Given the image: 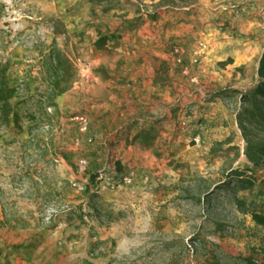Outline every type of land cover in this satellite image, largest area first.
Returning <instances> with one entry per match:
<instances>
[{
	"label": "crops",
	"instance_id": "obj_1",
	"mask_svg": "<svg viewBox=\"0 0 264 264\" xmlns=\"http://www.w3.org/2000/svg\"><path fill=\"white\" fill-rule=\"evenodd\" d=\"M198 2L199 5L186 3L164 10L153 18L148 10L153 9L154 4L145 7L140 0L39 1L45 12L52 18H59L60 25L66 29V32L57 33V39L63 38L59 45L64 53L74 62L87 60L92 66L90 83L81 74L79 67L82 63L76 62L78 74L68 89L56 98V118L51 115L53 121L59 116L65 118L69 124L63 130L70 134L72 126L78 125L70 115L78 111L90 113L92 122L88 133H78L79 142L85 143L87 153L90 152L89 172L104 169L108 174L118 170V165L122 167L120 173L135 168V184L140 185L149 179L146 173L151 171L154 174L157 167L154 149L165 153L171 147L177 150L187 143L195 147L190 163L198 164L210 158L206 164L221 168L218 179L210 182L212 184L224 177V171L232 166L244 168L249 165L244 158L245 146L241 148L239 158L231 162L229 160L235 154L226 149L229 143H224L219 152L212 150L217 140H223L232 131L238 135L234 134L231 143H239L237 139H240L241 132L236 111L232 108L235 97L228 98L216 92L228 86L247 87L254 82L264 49V0ZM101 32L115 33L108 40L112 52L97 45ZM177 45L182 46V53L175 50ZM24 53L12 55L13 59L28 62L22 63L21 72L15 75H24L28 92L35 93L36 84L43 82L41 64L35 65L42 53L36 58L25 57ZM180 55L182 61H179ZM100 66L101 70L98 69ZM37 67L40 71L36 70ZM18 100L15 98L12 124L18 109H24L25 103ZM185 117L188 122L183 125ZM143 127L158 132L154 147H146L134 140ZM198 131L203 133L200 141L194 138ZM90 134L93 141L88 140ZM200 144L205 146H198ZM62 152V156L57 154L61 159H70V151ZM46 156L55 159L53 152ZM240 158L246 160L245 163H241ZM258 172L264 178V167ZM71 173L76 176V166ZM106 184H109L107 178L100 189L104 198L125 196L121 193L115 195ZM246 193L247 189L239 191L248 200ZM62 194L69 202L83 201L80 212L84 210L88 222L64 219L61 225L53 228L36 227L32 237L24 241L25 238L16 239L13 232L24 231L34 223L26 228L16 219L7 221L0 200V216L10 233L6 242L21 243V251L28 258L33 257L31 247L35 240L40 241L39 244L36 242L35 248L42 257L53 260L52 264L107 263L110 251L106 246L115 240V228L107 224L110 222H100L86 214L89 198L83 195L82 189L69 185ZM250 194L252 197L248 202L252 204L256 194ZM58 198L56 196L53 201ZM39 199L45 200V194ZM97 239L106 242L97 244L92 252L90 248ZM100 249L104 252H99Z\"/></svg>",
	"mask_w": 264,
	"mask_h": 264
},
{
	"label": "rangeland",
	"instance_id": "obj_2",
	"mask_svg": "<svg viewBox=\"0 0 264 264\" xmlns=\"http://www.w3.org/2000/svg\"><path fill=\"white\" fill-rule=\"evenodd\" d=\"M5 1L7 11L0 19V52H4L13 61L10 70L12 79L18 78L27 82L24 75L15 74L21 72L22 63L28 62L13 59L12 55L26 52L25 57L36 58L43 50H48L53 43L52 17L39 3L44 0ZM140 1L145 7L153 4L152 0ZM62 41L63 38L59 37L58 43ZM40 64L42 65L41 59H38L35 65ZM39 68L37 67L36 70L40 71ZM79 69L84 79L91 83V68L86 71V75L83 74L84 70L81 67ZM23 95L27 96V90L23 91ZM27 98L29 101L22 106L24 109H18L15 122L2 131L3 136L0 138V184L3 187L0 200L3 203V210L5 203V210L27 220L26 223H20L22 227L28 228L30 223H34L30 226L32 228L13 232L16 239L25 238L24 241L32 237L36 227L49 229L47 216L53 208L57 210L56 213H61L65 208L73 207L74 214L81 213L82 200L69 202L65 194H60L69 185L82 189L73 184L77 174L72 176L71 172L76 166L75 162L79 155L90 153L85 149L88 146L79 142L78 133L82 131L78 125V128L72 126L70 134H65L67 131L63 130V127L68 126L69 122L65 118L60 119V116L57 121L50 118L36 123L38 120L30 117L36 108L35 101L31 97ZM234 100L232 108L236 111L237 99ZM48 110L50 115L56 118L55 109ZM85 112L89 115L91 127V115L88 111ZM33 123L38 126L34 134L45 155L51 152L55 154V159L50 162H46L44 156L40 155L41 151L37 146L25 144L32 133L29 127ZM234 134L237 133L232 131L228 136L234 137ZM239 136L240 139H237L239 143L236 144L243 148L246 142L242 132ZM171 148L165 153L154 149L156 159L154 163L157 167L154 168V174L151 171L146 173L149 179L141 182L140 185L135 184V179L131 183H122L117 187L106 184V188L115 195L121 193L125 196L119 195L115 199H107L113 201L112 207L116 214L119 213V218L107 223L115 228L116 236L113 238L116 241L106 246L110 256L105 264H172L174 257L178 258V264H210L205 255L194 250L195 246H192L199 244L198 239H195L199 232L206 238L210 248H217L218 251L227 252L231 256L260 255L264 225L258 224L249 212L243 210L229 197L228 191L224 189L218 192V197L210 199L205 197L206 191L212 184L210 182L218 179L221 168H213L212 165L206 164V160L210 161V158L204 161L201 159V163L198 164L190 163L195 147L188 143L177 150ZM62 150L70 151V159L66 156L65 160L61 159ZM234 158L238 159L239 156L235 155L229 161L235 160ZM240 160L241 163L246 161L243 158ZM158 164L161 166L158 167ZM46 192H51V199L49 201L39 199V196ZM252 192L247 191L245 194L249 196L248 200L252 197L250 194ZM189 195L200 196L202 199L197 201L188 197ZM56 196H59L58 200L53 201ZM52 216L55 218V214ZM214 219L229 223L230 227L226 229L225 236L220 237L213 232ZM2 220L4 219L0 216V264L54 262L46 259V256L42 257L39 249L35 248L37 243H41L40 241L34 239V246L31 247L33 257L28 258L21 251V243H7L6 237L10 233L6 228L5 220ZM57 222L54 227L61 225V221ZM212 242L220 246L216 247Z\"/></svg>",
	"mask_w": 264,
	"mask_h": 264
},
{
	"label": "trees",
	"instance_id": "obj_3",
	"mask_svg": "<svg viewBox=\"0 0 264 264\" xmlns=\"http://www.w3.org/2000/svg\"><path fill=\"white\" fill-rule=\"evenodd\" d=\"M97 2L115 1V0H92ZM154 8L148 10L150 17L156 18L162 11L180 6L186 3H194L199 5L198 0H152ZM193 5V6H194ZM7 11V2L0 0V19L5 15ZM54 30L53 43L48 50H43L41 57V73L43 76V82L36 84V92H28V83L22 80L12 79L10 70L12 68L13 61L11 57L6 56L4 52H0V138L3 136V130L12 125L13 114L15 110V98H19V103H27L29 100L27 97H31L35 101V111L30 114L31 119L38 120L36 123L50 119L49 107L56 108V98L59 94L63 93L72 84L74 78L78 74V66L74 60L63 51L58 43L57 33L66 32V29L62 27L61 20L59 18H51ZM114 32H101L100 37L97 40V45L105 48L107 51L112 52L113 48L108 45V40L114 36ZM98 69H102L100 66ZM242 69V67H240ZM27 90V96L23 95V91ZM217 93H223L226 97H235L237 99L236 116L238 125L241 129L243 138L245 140L244 158L249 162V165L241 168L240 166H232L230 169L224 171V177L214 184H211L205 193V197L210 199L218 197L220 190H226L229 193V197L233 201L243 208V210L249 212L253 219L258 223L264 225V178L258 172L259 168L264 167V49L259 58L257 72L254 82L247 87L240 86H228L220 89ZM79 112V111H78ZM33 123L29 130V140L25 144L37 146L40 149V155L50 162L52 158H48L45 155V151L42 149L37 136L34 134V130L38 128L37 124ZM91 135V134H90ZM89 136V135H88ZM93 136V135H92ZM158 132L153 131L151 128L143 127L135 135L134 140L140 141L146 147H154ZM233 136H228L225 140H217L212 146L213 151L219 152L224 143H229L226 149L230 150L236 156L241 154V148L239 144H232ZM65 151V150H62ZM88 155V154H86ZM89 156V155H88ZM118 173L111 171L106 174L104 169L92 170L89 172V180L84 183L82 188L83 195L89 198L88 208H85L86 214L91 215L93 218L100 222H110L118 220L119 213H115L113 201L104 198L101 193V183L107 178V181L117 177L121 172L122 167L117 166ZM242 189L247 191H253L256 193V200L253 204H249L248 200L239 194ZM0 192H3V187L0 184ZM45 200L51 199V192H46ZM3 197V196H2ZM188 197L195 198L200 201V196L189 195ZM3 199V198H2ZM84 206L82 205L83 208ZM6 206L4 203V210ZM7 221L16 219L18 223H26L25 218H21L14 212L7 211ZM55 218H57L55 220ZM55 218L49 221L48 227L52 228L57 221L64 219L70 222H88L84 210L79 214H74L71 207L65 208L61 213H55ZM4 221V220H2ZM214 229L213 232L217 236H225V231L230 227L229 223L221 220H213ZM80 225V224H79ZM261 254L260 255H233L218 251L217 248H210L207 244L206 238L201 236L200 232L195 239H198V243L194 250L201 252L205 255L207 261L210 264H264V235ZM106 240L97 239L90 248V251L94 252L97 244H103ZM216 247L220 244L212 242ZM99 252H104L100 249ZM172 264H178V258L174 257Z\"/></svg>",
	"mask_w": 264,
	"mask_h": 264
},
{
	"label": "built area",
	"instance_id": "obj_4",
	"mask_svg": "<svg viewBox=\"0 0 264 264\" xmlns=\"http://www.w3.org/2000/svg\"><path fill=\"white\" fill-rule=\"evenodd\" d=\"M175 50L179 53L183 52V48L180 45H177L175 47ZM182 60L183 58L180 55L179 61H182ZM76 62L82 63L81 68L84 70L83 74L86 75L87 74L86 71H88L91 68V63L87 60L81 61V59L75 61V63ZM49 109H52V107L50 106ZM70 119L77 122L78 127L82 132L88 133L89 127H90V118H89V115L85 111H79V112L72 113L70 115ZM187 122H188V118L186 117L183 118V124H186ZM202 135L203 133L201 131H198L195 134L194 138L196 139V141H200L202 139ZM88 140L90 141L93 140V136L89 135ZM90 166H91V158L86 154H82L77 161V165H76L77 176L75 180H73L74 185H77L83 188L84 183L87 182L89 178ZM114 172L118 173L116 170H114ZM136 175H137V170L135 168L129 169L128 171L124 173H119L117 177L110 179L109 185H111L112 187H117V186H120L122 183H126V184L131 183L134 181ZM56 211L57 210L53 208V211L47 216L48 221H50L53 218L52 215H54Z\"/></svg>",
	"mask_w": 264,
	"mask_h": 264
}]
</instances>
